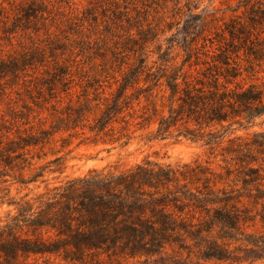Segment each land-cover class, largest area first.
<instances>
[{
  "label": "trees",
  "instance_id": "1",
  "mask_svg": "<svg viewBox=\"0 0 264 264\" xmlns=\"http://www.w3.org/2000/svg\"><path fill=\"white\" fill-rule=\"evenodd\" d=\"M195 1L184 4L180 41L174 33L169 37L184 51L180 64L153 68L137 54L115 93L102 91L93 104L89 98H56L59 89L69 92L72 64L56 53L46 63L45 46L0 58V104L9 75L18 78L34 61L47 65L24 83L37 94L36 108L10 105L9 117L0 114V207H7L0 215V264H38L39 258L122 264L155 260L167 248L184 255V262L192 256L196 263L264 260V234L247 232L256 216L264 222V129L230 135L235 125L264 116V0L240 1L242 16H232L218 31L213 13L193 11ZM16 5L25 29L48 34L44 0ZM173 5L181 9L179 0ZM45 110L49 120L41 116ZM152 123L161 137L175 133L202 141L211 153L218 149L214 156L228 160L224 173L197 161L142 159L121 168L95 167L33 194L9 195L5 184L34 183L63 167V158L39 163V152L55 133L86 126L94 136L117 140L130 125Z\"/></svg>",
  "mask_w": 264,
  "mask_h": 264
},
{
  "label": "rangeland",
  "instance_id": "2",
  "mask_svg": "<svg viewBox=\"0 0 264 264\" xmlns=\"http://www.w3.org/2000/svg\"><path fill=\"white\" fill-rule=\"evenodd\" d=\"M18 1L20 0H0V58L19 55L26 47L41 45L45 46L46 63L47 60L52 61L51 53H56L59 60L72 64L69 92L66 94L59 89L56 97L64 102L71 99L74 103L89 98L93 104L96 100L92 99L97 98L100 92H104L102 95L115 93L121 76L135 62L137 54L145 56L147 65H152L153 68L162 64L178 65L184 57V51L175 41L179 42L182 38V34L176 32L186 18L184 4H187V0H179L181 9L178 11L173 9L176 0H44L48 34L44 33V29L33 32L31 27L24 28V16L16 18L20 9L16 5ZM240 1L242 0H196L193 11L213 13L217 18L215 24L218 31V26H222L224 21L227 22L232 16H242V5L237 8ZM172 33L175 41L169 38ZM211 36L214 34L211 33ZM170 44V53H166ZM213 47L215 46L211 45L209 49L214 50ZM165 59L170 61L165 63ZM46 67L47 65L34 61L27 64L26 70L18 73V78L10 75L7 77L4 84L6 96L0 104V114L9 117L10 105L24 110L22 104L27 103L36 108L32 100L37 94L33 90L26 91L24 83L33 76L40 75ZM115 79L117 82H114ZM109 84L111 85L108 87ZM45 86L46 83L43 82L44 95L47 97ZM48 112L43 111L41 116H46L49 120ZM91 118L92 116L90 121ZM244 125H235L230 135H246L264 129V116L255 119L252 124ZM155 126V123L148 127L130 125L117 140L109 136L104 139L94 136L86 126L70 132H57L39 152L42 158L39 163L63 158L60 171L46 172L36 182L27 185L7 183L5 186L9 189L10 196L33 194L55 181L82 175L95 167L113 165L121 168L142 159L171 164L197 161L216 172L224 173L223 167L228 160L214 156L218 149L211 153L209 146L202 141L175 136V133L161 137L155 132ZM117 127L119 124L116 123L115 129ZM53 167L54 165L50 166ZM227 183L231 184L230 181ZM6 208V205L0 207V215ZM248 224L247 232L264 234V222L259 220V216ZM179 257L181 256L171 248H167L155 260L129 259L122 264H264V260H207L196 263V257L192 256L190 262L182 261L184 255ZM50 261L44 262L39 258L37 262L61 264L58 260Z\"/></svg>",
  "mask_w": 264,
  "mask_h": 264
}]
</instances>
